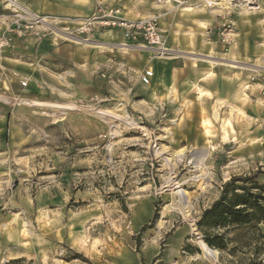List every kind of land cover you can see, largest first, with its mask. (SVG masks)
<instances>
[{
	"label": "rangeland",
	"instance_id": "1",
	"mask_svg": "<svg viewBox=\"0 0 264 264\" xmlns=\"http://www.w3.org/2000/svg\"><path fill=\"white\" fill-rule=\"evenodd\" d=\"M118 1L157 16L164 54L99 27L79 33L91 14L38 13L18 1L49 25L19 37L87 51L80 60L54 54L49 66L26 43L14 67H0V264H210L201 212L231 176L264 183V10L241 24L238 8L199 4L187 6L198 16H184L177 4ZM99 4L111 6L94 0L93 10ZM9 7L0 0V12ZM151 68L158 78L142 83ZM203 150L200 169L190 160ZM229 238L226 250L209 247L217 264H264V237L246 229Z\"/></svg>",
	"mask_w": 264,
	"mask_h": 264
},
{
	"label": "built area",
	"instance_id": "2",
	"mask_svg": "<svg viewBox=\"0 0 264 264\" xmlns=\"http://www.w3.org/2000/svg\"><path fill=\"white\" fill-rule=\"evenodd\" d=\"M158 4H177L179 6L202 4L206 8H252L264 10V0H154ZM8 12H0V51L10 45L14 36H24L27 33L38 36L40 18L29 14L14 5H10ZM42 18V17H41ZM83 28H78L79 33L90 32L95 27L120 30L122 38L127 45L135 47L143 44L144 47L155 49L158 52L164 48V33L158 23L157 16L130 18L124 15L122 8L117 6L98 5L84 21ZM42 26V25H41ZM49 28V27H48ZM153 75L152 69L145 70L141 82L149 84ZM1 82V78H0ZM27 79L20 81V86L25 87Z\"/></svg>",
	"mask_w": 264,
	"mask_h": 264
},
{
	"label": "trees",
	"instance_id": "3",
	"mask_svg": "<svg viewBox=\"0 0 264 264\" xmlns=\"http://www.w3.org/2000/svg\"><path fill=\"white\" fill-rule=\"evenodd\" d=\"M156 218L154 214L152 221ZM264 183L256 174L231 176L221 186L218 197L205 208L196 222L203 242L210 248L228 249L229 235L249 229L264 237ZM145 225L141 230L145 229ZM138 247L139 237L135 239ZM234 247L231 248V250Z\"/></svg>",
	"mask_w": 264,
	"mask_h": 264
},
{
	"label": "crops",
	"instance_id": "4",
	"mask_svg": "<svg viewBox=\"0 0 264 264\" xmlns=\"http://www.w3.org/2000/svg\"><path fill=\"white\" fill-rule=\"evenodd\" d=\"M18 1L22 2L26 6L30 7V9L34 12H38V13L42 12L44 14H53V15H56V14H60V15L66 14V15H72V16H80L83 14L84 15H90L93 11V8H94V0H18ZM103 1L106 4L110 5L111 3H114V1H118V0H113L111 2L109 0H103ZM118 2L116 3V5H113V6L123 8L122 10H123L124 15L126 14V16H128L130 18H138V16H140V12L133 9V8H138L137 5L136 6H128V5L123 6ZM139 2H141V1H139ZM83 3H85L86 6H83ZM111 6H112V4H111ZM131 7H133V8H131ZM129 13H131V14H129ZM133 14H135V15H133ZM253 18L257 19V17L255 15H250L248 17H244L243 20H246V21L249 19L253 20ZM199 20H201V19H199ZM201 21H203V20H201ZM97 30L103 31L101 33V35L104 38L112 39L117 34H119L120 37H122L120 30H117V29L98 28ZM26 43L27 44L30 43L32 47L36 45L34 43V39L32 37H30V38H28V37L24 38V37H19V36L12 37L10 39V45H9L10 47L4 49V52H1V53L7 54L6 56L3 55L2 57L9 60V62L1 61L0 67H2V69H5L4 67H10V65H12V67H14V65H16V64H13L12 61L19 59L20 57H18V56H21L22 54H26V52L23 51V49H26V45H27ZM93 44H95V43H93ZM65 47H67V49ZM68 51L70 52L71 55H73L79 59L78 55L81 54V51H87V50H83L81 47L72 46V45H64V46L61 45L60 46V45L56 44L54 38L45 37L44 39L41 38L40 42H38L35 49L32 50L31 55H32V58H37V59L44 58V59H46L45 62L47 61V63H48L51 61V56H54V54L56 55L57 53H59V54L60 53H67ZM2 57H0V58H2ZM75 61H76V59H75ZM149 64H151V63H149ZM48 65L50 66V63H48ZM159 67H160V70H161V68H163V65L161 62H159ZM152 71H153V75L150 78V82L153 79L156 80L158 78V74L155 73L154 69H152ZM163 78H164L163 76L160 77V80L163 81ZM256 122L260 125H263V127H264V123L261 122L260 120H256ZM183 258L184 257H181V263H183ZM171 260H173V258ZM179 262L180 261L178 259H175L173 264H179Z\"/></svg>",
	"mask_w": 264,
	"mask_h": 264
},
{
	"label": "bare ground",
	"instance_id": "5",
	"mask_svg": "<svg viewBox=\"0 0 264 264\" xmlns=\"http://www.w3.org/2000/svg\"><path fill=\"white\" fill-rule=\"evenodd\" d=\"M7 2H8V4H10V5H14L15 7H18V8H20V9H22V10H25L26 12H28L29 14H31L32 15V12L28 9V8H25V7H23L19 2H18V0H6ZM154 1V0H153ZM155 2V1H154ZM156 3V2H155ZM157 5H160V4H158V3H156ZM196 5H199V4H194V5H192L193 7H195ZM187 6H191V5H185V7L184 6H181V7H183V9H181V11L179 12V14H183L184 16H187V15H191V16H194V15H197L196 14V12H190V8L189 7H187ZM191 6V7H192ZM196 8V7H195ZM223 9H232V8H229V7H225V8H223ZM240 11H242L240 14H239V23H246L247 24V22L248 23H253V21H257V19H255V18H253V20H243L244 19V17H248V16H250V15H256L255 13H253V12H255L252 8H241L240 9ZM129 14H131V13H129ZM126 15V14H125ZM133 15H135V14H133ZM131 16V15H130ZM198 16V15H197ZM132 17V16H131ZM135 17V16H134ZM38 18H40L39 20H40V22H41V25L44 27V28H48L49 27V25H48V23H47V21H46V19L45 18H41V17H38ZM194 22H196V23H198V24H200L199 25V27H201V28H204L205 27V24H204V22L203 23H199L197 20H195ZM82 24H83V22H82ZM54 31H55V34L56 35H58V36H61L62 38H65V39H67L68 38V40H70V39H73V40H75V41H77L78 42V38H76V37H74V36H69V34L68 33H64V32H62L61 30H58V29H54ZM264 35V34H263ZM70 38V39H69ZM89 41V40H88ZM89 44V43H88ZM90 45H93V44H90ZM95 45V44H94ZM135 47H140V48H146V47H144V45L143 44H138V45H136ZM161 51H159V52H157V53H155V54H159V55H162V54H164L163 52L164 51H166V50H168V48L167 47H164V48H162V49H160ZM170 50V49H169ZM150 52V51H149ZM151 53V52H150ZM165 56V55H164ZM163 56V57H164ZM206 121V120H205ZM208 121V120H207ZM206 130V129H205ZM207 132V131H206ZM206 135V134H205ZM208 135H210V134H208ZM209 141V140H208ZM193 149V148H192ZM208 149L209 150H211V149H213L211 146L210 147H208ZM207 150V149H206ZM206 150H203L202 152H200V153H195L194 155H193V157L191 158V160H190V162H194V164H195V166L198 168H203V167H205V164H206V162L208 161V159H209V150L208 151H206ZM213 151H214V149H213ZM180 154V153H179ZM211 158V157H210ZM211 167V166H210ZM195 172V171H194ZM197 172V171H196ZM199 173V172H198ZM204 174H206V173H204ZM199 175H200V173H199ZM195 178H197V177H195ZM192 179H193V177H192ZM207 178L205 177V180H206ZM197 180V179H196ZM202 180V179H201ZM205 182V181H204ZM187 196V195H186ZM188 197V196H187ZM188 201V200H187ZM187 201H181V206L178 208L179 210H182V209H186V208H188V206H187ZM181 207H182V209H181ZM170 211V210H169ZM175 211V210H174ZM188 211H189V208H188ZM166 212H168V207H164L163 208V210H162V214H165ZM179 212V211H178ZM185 212V211H184ZM185 214H186V212H185ZM188 214V213H187ZM184 215V214H183ZM159 222L160 221H158V224H159ZM191 222H190V228H191ZM199 246L201 247V249H202V258H204V259H206V260H208L209 262H210V264H217V261H216V251H214V250H211L202 240H199ZM199 255V254H198Z\"/></svg>",
	"mask_w": 264,
	"mask_h": 264
}]
</instances>
